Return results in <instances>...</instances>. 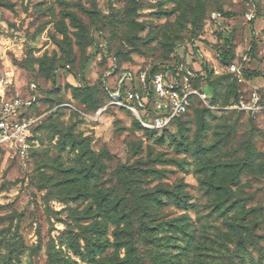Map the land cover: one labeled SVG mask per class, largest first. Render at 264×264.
Listing matches in <instances>:
<instances>
[{
    "label": "rangeland",
    "instance_id": "rangeland-1",
    "mask_svg": "<svg viewBox=\"0 0 264 264\" xmlns=\"http://www.w3.org/2000/svg\"><path fill=\"white\" fill-rule=\"evenodd\" d=\"M176 58L204 76L207 112L151 134L110 105L118 73ZM6 69L37 98L27 156L0 148V264H264V110L232 109L264 91V0H0ZM227 162L247 165L231 178ZM83 238L105 246L94 261Z\"/></svg>",
    "mask_w": 264,
    "mask_h": 264
},
{
    "label": "built area",
    "instance_id": "built-area-1",
    "mask_svg": "<svg viewBox=\"0 0 264 264\" xmlns=\"http://www.w3.org/2000/svg\"><path fill=\"white\" fill-rule=\"evenodd\" d=\"M228 72L239 82H243V74L238 66L230 65ZM194 69L176 58L164 64L157 71L136 70L123 72L116 77L110 89V105L128 109L149 130L160 131L170 126L177 118L186 114L194 102L210 108L208 96L202 89V83ZM14 76L9 70L0 71V148H10L21 158L26 157L35 119L26 116L28 108L36 101V86L30 85V97L23 98L13 90ZM232 109L246 114H256L264 110L257 92L249 96L241 95ZM153 119L146 122L145 114Z\"/></svg>",
    "mask_w": 264,
    "mask_h": 264
},
{
    "label": "trees",
    "instance_id": "trees-1",
    "mask_svg": "<svg viewBox=\"0 0 264 264\" xmlns=\"http://www.w3.org/2000/svg\"><path fill=\"white\" fill-rule=\"evenodd\" d=\"M224 16H229V14H222ZM82 27H85V25L83 23L80 24ZM92 44H89V46H91ZM196 49H198V47H196ZM253 51V47L248 51L249 54H251ZM217 59L218 62L222 65H229L233 62L234 59V53H233V44L232 42L227 39L224 41V44L221 48L217 49ZM111 66L109 67V69L113 68V60H111ZM168 64V63H167ZM159 67H154L152 69H150V71L155 72L158 70ZM112 72H114V70H112ZM243 78L245 79H250V78H254V77H260L263 76L262 73L257 72V71H250V70H244L243 72ZM121 75V72L118 73L116 75V77H119ZM204 76H199V79L196 80V85L199 86L202 83V79ZM37 89V88H36ZM91 91V87H83V88H74L73 89V97L74 99L79 100L80 99V94H82L85 91ZM110 88L108 91V96H109V102L111 101V97H110ZM243 95L240 92H238V94H235L234 99H233V104L236 103L239 99V97ZM260 98H261V104L264 105V91L262 94H259ZM35 103V102H33ZM32 103V104H33ZM118 108V107H117ZM125 109V108H122ZM205 109V110H202ZM128 110V109H125ZM199 110H201L202 112H207L208 108L205 107L204 105H202L200 102H194L192 104V106L190 107L189 111L184 114L183 116L175 119L170 126H168L167 128H164L160 131L157 130H149V129H145V131L151 133V134H162L163 132H166L171 126H175L177 128L179 122L185 118H187L188 116H193L195 113H197ZM129 111V110H128ZM240 112V111H239ZM244 113V112H242ZM137 120V119H136ZM138 121V120H137ZM139 122V121H138ZM140 123V122H139ZM247 163V162H246ZM243 163L242 165L240 164H234L233 162H227L225 164H221L216 166L215 168L218 169V171L223 172V173H230L232 175L231 178H235L236 175L238 174L239 170L244 168L247 164ZM238 170H235V169ZM133 194V193H132ZM135 196V195H134ZM171 198L174 200L175 203L179 204L181 203V200L179 198V196L177 195H172ZM153 202H158L159 200L155 197L152 198ZM136 205H139V198L136 196ZM120 219L125 220L126 223H130L128 215L127 214H122L120 217ZM141 225H144V222L142 220H140ZM170 227L172 226V224H169ZM96 228V227H94ZM97 230V228H96ZM180 231H183L182 229H180ZM135 233V232H133ZM131 236H134V234H131ZM84 242H85V247L84 249H81L80 246H77L76 248H73L74 250V254L78 257H80L81 259L84 260H93L94 261V257L96 254L101 253L104 251V244H102L101 242L97 241V240H89L88 238H83ZM105 243V242H104ZM126 262L125 259H122L118 262V264H124Z\"/></svg>",
    "mask_w": 264,
    "mask_h": 264
}]
</instances>
